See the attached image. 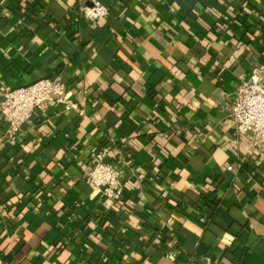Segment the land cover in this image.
Here are the masks:
<instances>
[{"label": "crops", "instance_id": "0c3cea01", "mask_svg": "<svg viewBox=\"0 0 264 264\" xmlns=\"http://www.w3.org/2000/svg\"><path fill=\"white\" fill-rule=\"evenodd\" d=\"M262 65L264 0H0V264H264V144L231 116ZM47 77L76 106L10 136L6 91Z\"/></svg>", "mask_w": 264, "mask_h": 264}, {"label": "built area", "instance_id": "2783aa9c", "mask_svg": "<svg viewBox=\"0 0 264 264\" xmlns=\"http://www.w3.org/2000/svg\"><path fill=\"white\" fill-rule=\"evenodd\" d=\"M109 8L102 2L82 8V14L92 23L107 16ZM65 105L76 106L70 98L68 84L61 77L40 78L5 93L2 108L9 121V135H15L36 110L49 111ZM237 133L247 136L255 144H264V67L257 70L250 79L242 82L236 91L231 107ZM108 150L99 151L88 176L91 182L110 198L119 200L123 189L119 185L120 170L107 157Z\"/></svg>", "mask_w": 264, "mask_h": 264}]
</instances>
